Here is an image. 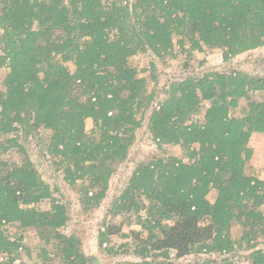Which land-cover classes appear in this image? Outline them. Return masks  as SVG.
Segmentation results:
<instances>
[{
    "label": "trees",
    "instance_id": "obj_1",
    "mask_svg": "<svg viewBox=\"0 0 264 264\" xmlns=\"http://www.w3.org/2000/svg\"><path fill=\"white\" fill-rule=\"evenodd\" d=\"M262 47L264 0H0V71H7L0 151L26 154L19 133L48 132L46 154L69 186L82 182L81 203L93 209L147 120L154 142L184 148L189 161L170 156L137 166L119 201L137 215L140 230L120 236L133 238L122 245L124 254L140 262L116 264H177L204 253L215 257L187 264H235L230 254L245 245L247 260L264 264V247L254 243L264 237V179L245 171L252 135L264 134V99L256 97L264 93V76H189L171 82L159 101L148 91L158 80L157 63L167 65L178 53L221 50L230 62ZM146 53L155 58L144 70L149 76L133 66ZM203 109L202 122L196 117ZM1 165L0 264L28 251L22 235L8 234L15 224L36 232L46 257L92 264L82 240L61 232L68 207L34 163L27 157L22 165ZM45 200L47 210L37 206ZM234 223L243 229L239 242ZM115 229L108 225L99 238L111 255H119L108 244Z\"/></svg>",
    "mask_w": 264,
    "mask_h": 264
},
{
    "label": "rangeland",
    "instance_id": "obj_2",
    "mask_svg": "<svg viewBox=\"0 0 264 264\" xmlns=\"http://www.w3.org/2000/svg\"><path fill=\"white\" fill-rule=\"evenodd\" d=\"M174 39L176 41L177 37ZM152 60H155V58L150 53L139 54L135 57L133 66L140 72H144V70L149 68ZM68 66L72 71L75 70L72 63H69ZM208 72H245L250 75L264 76V49L239 55L230 62L223 61L221 50L195 52L191 58H187L185 54L178 53L176 57L168 61L167 65L162 66L160 63H157L155 74L158 80L157 82L150 81L148 91L154 90L157 94V101L163 100L166 97L165 90L171 82L183 80L189 76L201 77ZM6 73L5 69L0 71V89L3 90V80ZM141 74L149 76L150 73L146 71ZM256 97L264 99V93H258ZM205 104L208 106V103ZM243 105L244 102L241 103V106ZM204 113L205 109L196 118L203 122ZM92 128L93 124L91 121H88L87 129L91 130ZM19 136L22 137L21 144H23L26 154L17 148L7 153L0 151V173L4 172L1 165L2 162L11 165H22L28 157L34 163L43 180L50 185L53 196L68 207L70 221L61 232L68 236L75 234L82 240L81 251L91 259L92 264H116L128 261L133 263L140 262L139 258H133L124 254L125 247L122 246L124 242H134V240L132 237L124 239L120 235L122 233L128 234L132 230H140V227L136 224L137 215L131 210L121 207L122 204L119 198H121L123 192L128 187L130 178L140 163L170 156L178 157L183 159L184 162H188L189 158L185 149L180 146L159 145L157 142H154L147 129V120H145L137 133V139L130 150L127 161L117 166L116 172L110 180L109 189L106 192L104 200L99 207L91 209L81 203L82 195L79 189L82 182H78L76 187L69 186L63 179L64 174L57 165V161L46 154L44 143L48 138V132L33 131L28 137L22 133H19ZM249 146L252 148L253 154L246 166V174L264 179V134H253ZM83 183L85 186H90L89 179H86ZM215 196L216 192L213 191L209 195V199L213 201ZM37 206L43 210H47L50 208V202L49 200H45ZM108 225L116 228L115 234L111 235L110 243L108 244L109 246H115L119 255L109 254L103 249L105 248L104 245L103 247L100 245V235ZM7 229L8 234L12 238L22 235L23 244L28 248V251L21 252L20 258L14 264H60L61 260L54 253L46 257L42 251V243H40L33 229L22 230L16 224L8 226ZM242 230L241 225L237 223L232 225L231 235L233 240L236 242L240 241ZM254 243L264 247V237L259 238ZM249 252L245 245L244 249H237L230 256H233L235 264H251L246 257ZM210 257L215 256H208L205 253L191 255L176 261V263L187 264L188 262L201 261ZM48 258H53V260L49 261Z\"/></svg>",
    "mask_w": 264,
    "mask_h": 264
},
{
    "label": "crops",
    "instance_id": "obj_3",
    "mask_svg": "<svg viewBox=\"0 0 264 264\" xmlns=\"http://www.w3.org/2000/svg\"><path fill=\"white\" fill-rule=\"evenodd\" d=\"M259 49H264V47L259 48ZM259 49H256V50H259ZM256 50H254V51H256ZM254 51H251V52H248V53H252V52H254ZM248 53H245V54H248Z\"/></svg>",
    "mask_w": 264,
    "mask_h": 264
}]
</instances>
